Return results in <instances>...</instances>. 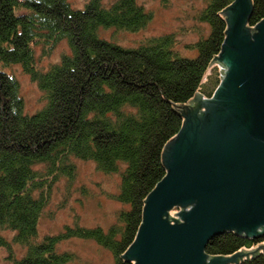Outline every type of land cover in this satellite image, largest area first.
Masks as SVG:
<instances>
[{"label":"trees","instance_id":"obj_1","mask_svg":"<svg viewBox=\"0 0 264 264\" xmlns=\"http://www.w3.org/2000/svg\"><path fill=\"white\" fill-rule=\"evenodd\" d=\"M234 1L207 0L198 18L210 33L189 47L197 57L186 58L174 34L134 48L101 37V29H145L152 16L139 0H90L84 9L69 0H0V228L15 232L14 243L26 247L15 264H65L72 257L58 253L57 245L72 237L108 249L114 264H133L123 255L136 239L148 195L168 173L162 154L182 127L179 107L197 93L211 97L221 82L216 73L202 83L226 38L222 12ZM263 19L264 0H252L248 26ZM62 40L71 53L42 69L37 48L48 55ZM14 65L45 94L35 114L26 113L19 82L8 73ZM74 158L120 173L117 199L128 209L108 232L68 228L40 240L49 191L60 176H73ZM0 246L10 243L0 239ZM239 252L249 256L231 264H264V233L227 232L206 248L212 258Z\"/></svg>","mask_w":264,"mask_h":264},{"label":"water","instance_id":"obj_2","mask_svg":"<svg viewBox=\"0 0 264 264\" xmlns=\"http://www.w3.org/2000/svg\"><path fill=\"white\" fill-rule=\"evenodd\" d=\"M251 12L252 0L222 12L227 31L215 61L227 71L213 98L192 99H202L204 118L188 119L187 105L179 107L182 128L162 154L168 173L123 255L133 264H231L249 254L212 258L214 238L264 233V19L250 28ZM175 208L182 211L169 218Z\"/></svg>","mask_w":264,"mask_h":264},{"label":"rangeland","instance_id":"obj_3","mask_svg":"<svg viewBox=\"0 0 264 264\" xmlns=\"http://www.w3.org/2000/svg\"><path fill=\"white\" fill-rule=\"evenodd\" d=\"M69 1L72 7L84 9L90 0ZM102 1L105 5H110L116 0ZM139 4L152 16L151 22L145 29L137 32L101 29V37L124 47L134 48L152 38L174 34L177 39V49L181 54L186 58L197 57L196 48L189 47L207 38L210 33V26L198 18L206 8L207 0H139ZM70 53L67 40L60 41L48 55L44 54L41 46L36 50L37 57L41 58L40 66L44 70L59 63L64 55ZM215 64L213 68L211 67L212 70H208L203 84L216 73L221 80L224 78L227 71L225 66L218 60ZM7 69L8 73L19 82L26 113L32 115L42 110L46 99L38 85L24 73L21 66L14 65ZM72 164L73 176H60L49 191L38 224L40 240L47 236H59L68 228H98L108 232L117 224L119 214L128 209L127 205L117 199L121 187L120 173L106 174L98 169L95 162L78 158L72 159ZM181 211L180 208L173 209L169 218L175 217ZM14 237L15 232L0 228V239L10 243L9 247L0 246V264H15L16 259L25 255L26 247L14 243ZM57 251L72 257L65 264L115 263L113 254L93 240L78 237L64 239L58 243Z\"/></svg>","mask_w":264,"mask_h":264},{"label":"flooded vegetation","instance_id":"obj_4","mask_svg":"<svg viewBox=\"0 0 264 264\" xmlns=\"http://www.w3.org/2000/svg\"><path fill=\"white\" fill-rule=\"evenodd\" d=\"M218 88V87H217ZM216 91V90H215ZM215 91L213 93V95L211 97H204L202 94V96L204 98H213L214 94H215ZM202 99H200L199 97L195 98L194 100H192L186 107L185 109V115H186V118L188 119H193V118H204V111L202 109Z\"/></svg>","mask_w":264,"mask_h":264}]
</instances>
